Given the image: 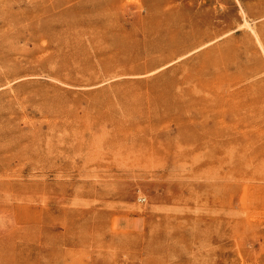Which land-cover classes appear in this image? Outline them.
I'll return each mask as SVG.
<instances>
[{"label": "rangeland", "instance_id": "rangeland-1", "mask_svg": "<svg viewBox=\"0 0 264 264\" xmlns=\"http://www.w3.org/2000/svg\"><path fill=\"white\" fill-rule=\"evenodd\" d=\"M0 264H264V0H0Z\"/></svg>", "mask_w": 264, "mask_h": 264}]
</instances>
